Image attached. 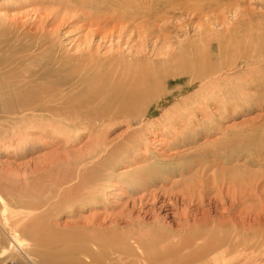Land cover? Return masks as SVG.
Segmentation results:
<instances>
[{"label":"rangeland","instance_id":"374dc122","mask_svg":"<svg viewBox=\"0 0 264 264\" xmlns=\"http://www.w3.org/2000/svg\"><path fill=\"white\" fill-rule=\"evenodd\" d=\"M104 1L101 3L108 7L107 10L91 17L92 9L86 0H0V25L3 23L8 29L19 28L23 32L28 29L36 32L44 25L47 27L44 31L51 32L62 22L55 43L59 52L69 56L91 53L107 60L110 56L109 60L133 62L141 70L161 67L159 70L171 68L172 72L174 61L181 60L199 66L202 64L200 55L206 52L212 64L224 67L222 71L227 75L223 73L216 78L210 97H193L195 99L185 103L181 98L195 93L197 84L191 82L186 70L181 75L169 76L168 90L163 92L164 97L159 104L163 106L164 98H167L165 107L178 101L180 110L175 114L178 116L175 120H164L166 127L163 128L162 123L147 129L144 146L149 152L157 153L156 157L142 156L137 166L143 165V173L138 175V179L127 180L124 184L120 182L119 187L110 190V202H100L93 209H82V219L87 221L96 215V223L105 221L109 224V218L115 217L119 221V229L132 225L137 231L138 227L153 223L152 227L167 225L177 229L188 220L194 223L207 218L211 224L219 223L216 226L222 227L221 230L246 228L245 247L255 254V258L249 257L247 251L246 259L249 257V264L264 263L257 254L261 252L257 244L262 228L258 220L264 218V73L260 71V74L252 75L260 65L254 67L257 65L255 61L246 66L242 59L246 51L244 47L251 43L252 37L253 42L259 36L264 48V0ZM127 13L129 17L125 16ZM104 20L108 21L103 23ZM90 23L100 26L96 33L90 31L96 30L88 26ZM37 37L40 41L43 39L40 35ZM252 44L254 47L255 43ZM233 56L234 60L237 57L238 65L244 62L240 66L243 70L238 65L234 66ZM170 60V66L166 65L165 62ZM159 110L155 106L149 107L148 116L156 117L157 123ZM56 121L57 126L59 123L68 126V122ZM132 121L135 123L134 118ZM102 122L88 125L80 139L74 138L76 133L70 130L73 129L71 127H66V131L62 125L61 128L55 125L54 130L38 127L24 150L16 152L17 159L9 158L14 150L6 152V147L0 148V165L12 163L11 169L21 172H32L40 166L39 184L44 182L48 188H43L48 190L61 179L60 174L67 165L68 168L75 166V160L82 153L79 151L94 144L96 136L108 145L122 146L129 136L128 119L119 115ZM160 159L163 162L158 163ZM44 165L49 166L46 168ZM114 193L118 195L113 202ZM60 209L63 212L52 223L61 225L66 220L67 224L70 220H78L74 218L75 212H67L63 206ZM197 225L202 226V223ZM205 259L190 263L185 258V262L214 263L213 256L206 259L208 262ZM231 260V264L237 262L236 258ZM4 263L18 264L0 259V264Z\"/></svg>","mask_w":264,"mask_h":264},{"label":"bare ground","instance_id":"6f19581e","mask_svg":"<svg viewBox=\"0 0 264 264\" xmlns=\"http://www.w3.org/2000/svg\"><path fill=\"white\" fill-rule=\"evenodd\" d=\"M86 1L92 9L91 17L98 16L108 8L102 5L101 2L104 0ZM125 16L129 17L130 14L127 13ZM107 21L104 20L103 23ZM1 24L0 148L6 147V152L14 150V154L9 155L10 157L6 155L7 157L17 159L16 152L22 151L36 132L35 129L39 127L54 130L57 126L56 119L64 124L68 122V126L60 123L58 126L65 127V131L66 127L73 128L70 130L76 133L74 138L79 139L88 125L99 124L119 115L128 119L130 127L127 132L129 136L119 147L108 145L95 135L94 144L80 148L79 152L82 153L75 160V166L68 168L67 165L64 170L62 169L61 179L48 190L43 188L44 182L43 185L39 184L40 166L32 172L24 170L21 172L12 170L10 166L12 163L6 162L8 163L6 165L4 162L0 165V259L2 262L10 260L18 264H182L185 258H188L190 263H195L199 259H209L213 256V264H231L233 258L237 259L235 264H249V257L255 258L254 252L252 250L250 252V249L247 250L248 248L245 247L246 228L221 230L222 227L216 226L219 223L211 224L209 222L212 221L207 218L194 223L185 221L186 224L178 225L177 229L167 225L152 227L153 223L150 226L142 225L136 231L137 228L131 227L132 225L126 229H119V221L114 219L115 217H110V223L106 224L105 221L96 223L98 218L96 215L88 218L87 221H84L81 215L82 209H93L100 202L108 203L111 195L109 191L119 187L120 182L124 184L127 180L138 179V175L143 173V165L137 166L142 156L156 157L157 153L149 152L147 146H144L147 141V129L162 123L161 126L166 127L164 120L166 118L175 120L178 117L175 114L180 110L178 101L165 107L167 98H164L163 106L159 104L160 99L164 97L163 92L168 90L169 76L174 77L187 72L191 82L197 84L195 93L181 98L184 102L198 96H211L216 78L223 73L226 74L222 71L224 67L213 65L211 57L205 52L206 57L200 53L202 64L199 63V66L181 60V62L174 61L172 72L171 68L159 70L161 67L141 70L133 62L109 60L110 56L107 60L104 56L91 53L81 52L69 56L59 52L55 43L56 38L58 39L56 36L58 30L63 26L62 22L51 32L44 31L47 28L44 25L36 32H30L29 29L23 32L22 29H8L3 23ZM88 26L95 27L91 23ZM98 27L90 31L96 33ZM37 35L42 36L43 39L40 41ZM258 38H254L252 42V37L248 46L242 45L246 48L242 58L246 64L243 62L241 65L250 66L255 61L257 65H253L254 67L258 65L261 67L264 64V52H261L264 50L263 43ZM236 42L235 44L238 45ZM252 43H255L254 47ZM234 56L232 59L235 66L238 65V60L236 61L237 57L234 60ZM170 62L171 60L165 64L170 66ZM253 66L251 69L254 68ZM259 67L252 73L249 70V73L252 75L260 74V71L264 73V67ZM171 95L174 96L172 93ZM150 106L160 109L158 123L157 119L154 120L156 117L148 116ZM176 108L178 109L175 110ZM133 118L135 123L132 121ZM63 133L65 135L64 131ZM54 161L56 160L54 159L53 163ZM157 162L163 161L160 159ZM121 165L124 167L121 168ZM43 176L45 179V174ZM116 195L118 194L112 195L113 202ZM62 206L67 212H75L74 218L77 217L78 220L73 222L70 220L68 224L66 220L63 222L66 224L61 225L54 221L52 223V220L56 221L63 212L60 209ZM199 222L202 226L197 225ZM258 222L259 227L262 228L257 244L261 252L257 254L264 259V218H259ZM208 224L211 225L207 226ZM246 254L249 255L247 259Z\"/></svg>","mask_w":264,"mask_h":264}]
</instances>
